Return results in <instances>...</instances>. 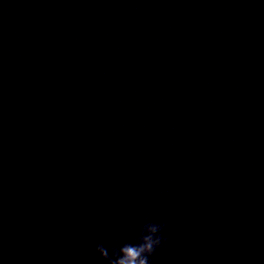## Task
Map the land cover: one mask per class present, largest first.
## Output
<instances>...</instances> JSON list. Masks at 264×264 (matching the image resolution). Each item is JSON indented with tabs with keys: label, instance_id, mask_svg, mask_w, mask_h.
Segmentation results:
<instances>
[{
	"label": "water",
	"instance_id": "obj_1",
	"mask_svg": "<svg viewBox=\"0 0 264 264\" xmlns=\"http://www.w3.org/2000/svg\"><path fill=\"white\" fill-rule=\"evenodd\" d=\"M0 264H107L0 160Z\"/></svg>",
	"mask_w": 264,
	"mask_h": 264
},
{
	"label": "clouds",
	"instance_id": "obj_2",
	"mask_svg": "<svg viewBox=\"0 0 264 264\" xmlns=\"http://www.w3.org/2000/svg\"><path fill=\"white\" fill-rule=\"evenodd\" d=\"M164 228L161 223H145L136 243H126L118 250L114 249L111 257L102 244H97L95 251L107 264H150V257L165 243L162 235Z\"/></svg>",
	"mask_w": 264,
	"mask_h": 264
}]
</instances>
